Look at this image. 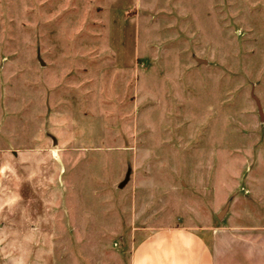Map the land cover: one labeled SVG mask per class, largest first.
Returning a JSON list of instances; mask_svg holds the SVG:
<instances>
[{
	"label": "rangeland",
	"instance_id": "1",
	"mask_svg": "<svg viewBox=\"0 0 264 264\" xmlns=\"http://www.w3.org/2000/svg\"><path fill=\"white\" fill-rule=\"evenodd\" d=\"M221 225L264 227V0H0V264Z\"/></svg>",
	"mask_w": 264,
	"mask_h": 264
},
{
	"label": "crops",
	"instance_id": "2",
	"mask_svg": "<svg viewBox=\"0 0 264 264\" xmlns=\"http://www.w3.org/2000/svg\"><path fill=\"white\" fill-rule=\"evenodd\" d=\"M131 255V264H264V227L221 225L204 235L181 227L158 229Z\"/></svg>",
	"mask_w": 264,
	"mask_h": 264
},
{
	"label": "water",
	"instance_id": "3",
	"mask_svg": "<svg viewBox=\"0 0 264 264\" xmlns=\"http://www.w3.org/2000/svg\"><path fill=\"white\" fill-rule=\"evenodd\" d=\"M229 205H230V201L227 203L225 209L222 211V213L219 215L220 218H222L225 213L227 212L228 208H229Z\"/></svg>",
	"mask_w": 264,
	"mask_h": 264
}]
</instances>
